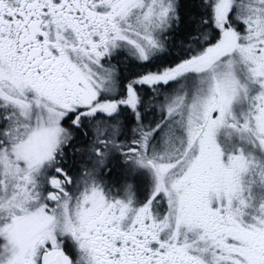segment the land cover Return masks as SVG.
Wrapping results in <instances>:
<instances>
[{
    "label": "snow or ice",
    "instance_id": "snow-or-ice-1",
    "mask_svg": "<svg viewBox=\"0 0 264 264\" xmlns=\"http://www.w3.org/2000/svg\"><path fill=\"white\" fill-rule=\"evenodd\" d=\"M0 264H264V0H0Z\"/></svg>",
    "mask_w": 264,
    "mask_h": 264
}]
</instances>
